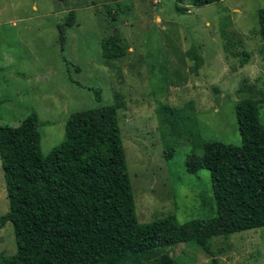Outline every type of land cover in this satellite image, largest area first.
<instances>
[{
	"label": "rangeland",
	"instance_id": "374dc122",
	"mask_svg": "<svg viewBox=\"0 0 264 264\" xmlns=\"http://www.w3.org/2000/svg\"><path fill=\"white\" fill-rule=\"evenodd\" d=\"M180 5L187 10L178 12L176 0H0V125L18 126L36 112L48 155L64 139L72 113L118 99L140 222L214 217L211 171L186 169L193 141L240 146L237 100L264 99L258 32L264 0ZM70 11L75 21L63 39L58 26ZM117 34L127 52L107 62L102 42ZM194 46L204 57L198 70L189 55ZM9 210L0 158V255L6 256L18 251L12 222L1 220ZM212 248L219 264H264V227L215 238ZM165 251L181 263L214 258L189 243ZM124 264L145 261L138 254Z\"/></svg>",
	"mask_w": 264,
	"mask_h": 264
},
{
	"label": "trees",
	"instance_id": "16d2710c",
	"mask_svg": "<svg viewBox=\"0 0 264 264\" xmlns=\"http://www.w3.org/2000/svg\"><path fill=\"white\" fill-rule=\"evenodd\" d=\"M176 1L177 11L185 12L181 3L203 6L222 0ZM108 14L114 18L111 9ZM74 17L70 11L58 26L63 39ZM258 32L264 47V9ZM199 49L189 52L196 70L204 63ZM102 52L111 62L124 57L127 48L117 34L103 40ZM117 100L72 113L64 139L48 155L42 152L36 112L18 126L0 125L10 201L1 220L12 222L18 246L17 253L0 255V264H124L126 256L138 254L145 264H188L165 251L179 243L197 246L214 257L212 264H219L213 239L264 227L263 98L236 102L240 146L216 139L193 141L186 169L191 174L211 171L216 215L186 222L175 215L139 221Z\"/></svg>",
	"mask_w": 264,
	"mask_h": 264
}]
</instances>
